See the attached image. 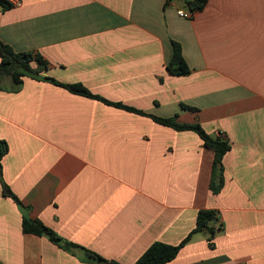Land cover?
Returning <instances> with one entry per match:
<instances>
[{"label": "crops", "instance_id": "0c3cea01", "mask_svg": "<svg viewBox=\"0 0 264 264\" xmlns=\"http://www.w3.org/2000/svg\"><path fill=\"white\" fill-rule=\"evenodd\" d=\"M10 1L0 39L40 53L42 76L199 123L231 147L214 193L215 154L196 131L48 80L26 76L15 91L3 80L0 264H111L85 249L133 264L156 241L179 244L203 208L221 228L195 232L166 264H264V0H207L191 18L178 14L181 0ZM175 41L189 74L167 69ZM25 216L64 246L25 232Z\"/></svg>", "mask_w": 264, "mask_h": 264}, {"label": "trees", "instance_id": "16d2710c", "mask_svg": "<svg viewBox=\"0 0 264 264\" xmlns=\"http://www.w3.org/2000/svg\"><path fill=\"white\" fill-rule=\"evenodd\" d=\"M178 0H167V3H172ZM187 6L190 11L202 10L207 0H181ZM0 6H3L2 10L9 9L13 6L10 0H0ZM49 63L46 59L38 52L33 51H16L13 47L0 39V89L3 88L2 81L9 78L12 81L11 90H18L22 83L23 78L30 76L36 79H43L61 85L69 89L70 91L78 94H82L88 97L100 99L105 103L115 105L120 108H124L130 111H134L143 115L152 117L155 121L171 126L177 130L190 129L196 131L203 139L206 147L214 151V165L211 179V189L214 193H218L223 185V165L222 159L224 154L230 149L231 145L229 140L222 137H213L210 135L201 124H182L177 121V115L172 117H161L154 114L147 113L143 110L135 109L133 107L124 105L120 102H113L99 95L93 94L86 86L82 83L66 84L57 81L56 79L49 76H42L41 71L48 69ZM168 71L173 75H186L191 72V68L187 64L182 54L181 44L177 41L174 42V54L170 63L167 65ZM184 108L196 109L192 106L182 103ZM8 143L0 139V178L2 179V160L5 154L8 152ZM220 181H217V178ZM4 193L15 199L16 202L21 204L20 199L12 192L10 187L2 180ZM219 219L217 212L213 209L203 208L198 212L197 226L188 234L179 244H167L161 241L152 243L144 253L136 260L133 264H166L173 260L179 253L180 249L191 239L195 232L207 230L214 236L216 230L221 228L218 225ZM23 230L29 233H35L38 235H48L50 240L54 243L64 246L65 242L63 238L51 227L47 226L43 221L38 218H31L25 216L23 219ZM87 254L98 262H105L111 264H120L116 261H109L101 255L85 249Z\"/></svg>", "mask_w": 264, "mask_h": 264}, {"label": "built area", "instance_id": "2783aa9c", "mask_svg": "<svg viewBox=\"0 0 264 264\" xmlns=\"http://www.w3.org/2000/svg\"><path fill=\"white\" fill-rule=\"evenodd\" d=\"M196 11H190L188 9H183V8H179L178 9V14L181 16V17H185V18H191L194 16Z\"/></svg>", "mask_w": 264, "mask_h": 264}, {"label": "water", "instance_id": "95a60500", "mask_svg": "<svg viewBox=\"0 0 264 264\" xmlns=\"http://www.w3.org/2000/svg\"><path fill=\"white\" fill-rule=\"evenodd\" d=\"M3 8V6H0V9H2ZM217 180L219 181V178H217Z\"/></svg>", "mask_w": 264, "mask_h": 264}]
</instances>
